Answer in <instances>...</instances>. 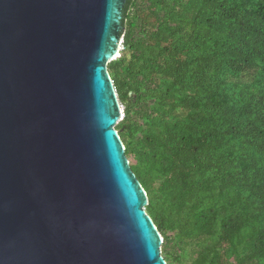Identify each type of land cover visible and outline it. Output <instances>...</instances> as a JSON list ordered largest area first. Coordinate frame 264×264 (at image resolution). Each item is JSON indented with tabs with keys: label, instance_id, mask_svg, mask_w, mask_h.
Wrapping results in <instances>:
<instances>
[{
	"label": "trees",
	"instance_id": "16d2710c",
	"mask_svg": "<svg viewBox=\"0 0 264 264\" xmlns=\"http://www.w3.org/2000/svg\"><path fill=\"white\" fill-rule=\"evenodd\" d=\"M116 126L167 264H264V0H127Z\"/></svg>",
	"mask_w": 264,
	"mask_h": 264
},
{
	"label": "water",
	"instance_id": "95a60500",
	"mask_svg": "<svg viewBox=\"0 0 264 264\" xmlns=\"http://www.w3.org/2000/svg\"><path fill=\"white\" fill-rule=\"evenodd\" d=\"M126 2L0 0V264H167L116 130Z\"/></svg>",
	"mask_w": 264,
	"mask_h": 264
},
{
	"label": "built area",
	"instance_id": "2783aa9c",
	"mask_svg": "<svg viewBox=\"0 0 264 264\" xmlns=\"http://www.w3.org/2000/svg\"><path fill=\"white\" fill-rule=\"evenodd\" d=\"M120 45H121V49H120V51H121V50L123 49V37L121 38V43H120ZM121 109H122V116H121L119 122H120L121 120H123V118H124V108H123V106H121Z\"/></svg>",
	"mask_w": 264,
	"mask_h": 264
},
{
	"label": "rangeland",
	"instance_id": "374dc122",
	"mask_svg": "<svg viewBox=\"0 0 264 264\" xmlns=\"http://www.w3.org/2000/svg\"><path fill=\"white\" fill-rule=\"evenodd\" d=\"M120 43H121V40H120V42H119V50L121 49V45H120ZM118 54H119V52H118ZM122 106V105H121ZM124 108V107H123ZM118 132V131H117ZM119 133V132H118ZM162 237V236H161Z\"/></svg>",
	"mask_w": 264,
	"mask_h": 264
},
{
	"label": "bare ground",
	"instance_id": "6f19581e",
	"mask_svg": "<svg viewBox=\"0 0 264 264\" xmlns=\"http://www.w3.org/2000/svg\"><path fill=\"white\" fill-rule=\"evenodd\" d=\"M118 52H119V51H117V53H116L117 55H119ZM116 54H115V55H116Z\"/></svg>",
	"mask_w": 264,
	"mask_h": 264
}]
</instances>
